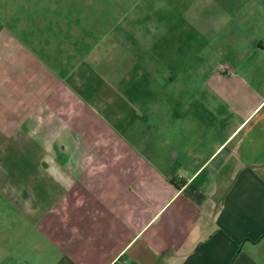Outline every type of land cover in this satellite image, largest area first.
Segmentation results:
<instances>
[{"label":"crops","instance_id":"obj_1","mask_svg":"<svg viewBox=\"0 0 264 264\" xmlns=\"http://www.w3.org/2000/svg\"><path fill=\"white\" fill-rule=\"evenodd\" d=\"M3 42L0 264H264V41L227 88L145 106L93 105L85 82L122 73Z\"/></svg>","mask_w":264,"mask_h":264},{"label":"rangeland","instance_id":"obj_2","mask_svg":"<svg viewBox=\"0 0 264 264\" xmlns=\"http://www.w3.org/2000/svg\"><path fill=\"white\" fill-rule=\"evenodd\" d=\"M135 5L137 12L110 17ZM263 27L264 0H0L3 46L16 52L21 42L28 43L40 58L51 59L46 54L53 53L65 59L66 69L84 59L97 77L105 71L109 76L123 74L122 81L85 82L93 105L165 103L167 97L152 96L161 89L181 92L179 100L172 99L176 105H182L181 99L196 104L189 101L193 97L189 91L231 85L218 76L227 75L231 62L243 68L233 60L264 41ZM117 31L118 47L111 38ZM104 35L108 39L102 42ZM72 47L76 54L68 51ZM93 59L100 64L90 65Z\"/></svg>","mask_w":264,"mask_h":264}]
</instances>
